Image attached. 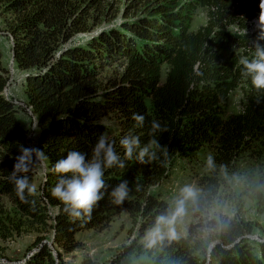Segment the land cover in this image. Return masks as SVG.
Wrapping results in <instances>:
<instances>
[{"label":"trees","instance_id":"trees-1","mask_svg":"<svg viewBox=\"0 0 264 264\" xmlns=\"http://www.w3.org/2000/svg\"><path fill=\"white\" fill-rule=\"evenodd\" d=\"M259 2L135 0V11L127 12L118 26L77 43L75 39L91 34L93 22L104 14L100 0H0L4 22L0 35L12 39V61L25 75V106L38 120L35 147L47 156L35 194L21 202L9 177L20 145L30 147V141L14 100L4 94L9 71L0 62V198L18 216L11 220V230L0 221V231L6 238L13 230L17 235L51 233L56 247L53 254L37 238L35 252L20 264H62V253L82 249L77 234L105 230L122 210L141 221L143 231L151 229L170 206L150 188L167 177L176 160L190 161L208 151L210 176L198 182L203 197L194 201L192 210L199 219L220 188L217 173L229 171L255 144L264 154V91L253 88L239 64L241 57H251L255 34L230 29H250L259 15ZM201 9L206 22L193 32L191 24ZM238 90L245 95L238 111L228 114ZM133 113L145 117L142 127L135 126ZM152 121L167 131L152 134ZM129 134L139 136L142 146L157 140L166 153L157 150L158 159L149 163L134 159L124 169L106 170L107 191L90 217H68L51 194L59 179L50 171L52 165L70 151L90 158L101 135L123 156L120 140ZM34 165L28 173L30 182ZM123 180L129 195L116 205L110 192ZM257 182L251 188L253 198L264 200V174ZM206 228L200 221L185 237L151 248L145 243L125 247L118 256L125 264H131L136 254L155 264H264V242L247 238L246 225L225 219L213 226L211 234Z\"/></svg>","mask_w":264,"mask_h":264},{"label":"rangeland","instance_id":"rangeland-1","mask_svg":"<svg viewBox=\"0 0 264 264\" xmlns=\"http://www.w3.org/2000/svg\"><path fill=\"white\" fill-rule=\"evenodd\" d=\"M100 2L104 7V14L97 16L99 17L98 20L93 22L91 34L79 36L75 39V42L83 43L89 35H97L108 27L118 26L124 20L127 12L132 14L135 11V6H132L135 0H100ZM136 3L138 4V1ZM138 8L140 9L139 6ZM256 19L248 26L250 27L249 32L256 30L254 23ZM205 22L206 12L202 9L198 10L190 30L196 31ZM3 28L4 22L0 15V30ZM0 52V62L9 71L8 96L17 103V118L28 131V137L31 138L29 140L30 147H35L38 130H31L34 125V117L27 112V108L20 105H25L26 100L23 94L25 75L13 63L10 38L3 33L0 35ZM242 95L245 94L241 91L233 94L227 109L228 114L236 109L238 111ZM262 150L263 148L260 145H253L251 152L242 158H238L236 164L229 171L217 173L221 184L220 188L199 219L193 217L192 210L194 201L203 197L198 182L203 177L210 176L211 163L208 162V151L199 153L198 157L190 161L176 160L169 167L167 177L150 190L158 194L170 206V211L174 208V201L179 197L182 189L190 187L196 193L195 199L187 203V215L182 222H178L176 225L178 237H185L189 229L200 221L207 226L205 231L211 234L213 226L217 222L226 219L235 220L246 225L250 230L247 238L251 241L264 242V200L256 201L251 192V188L258 185L259 175L264 174V154ZM43 177L44 163L43 161H37L34 165L30 183L36 188ZM53 212V210H50V214L53 215ZM17 218L18 216L9 202L5 198H0V221L11 230V220ZM140 222L137 218L133 219L129 216L127 211H120L112 217L109 226L105 230H87L77 234L75 238L81 242L82 249L70 254L62 253L61 263L81 264L82 261L89 260L93 264H125V258L118 256L123 253L124 248L145 243L144 237L148 230L143 231ZM11 232V236L6 238L0 231V264H20L25 257L35 252L33 243L37 238L43 239L41 244H45L53 254L56 252L51 233L26 232L17 235L14 230ZM56 259H58L57 256ZM130 262L131 264H155L153 259L139 254L132 255Z\"/></svg>","mask_w":264,"mask_h":264},{"label":"clouds","instance_id":"clouds-1","mask_svg":"<svg viewBox=\"0 0 264 264\" xmlns=\"http://www.w3.org/2000/svg\"><path fill=\"white\" fill-rule=\"evenodd\" d=\"M259 9L258 18L254 21L257 36L250 46L253 49L252 55L250 58L241 57L239 64L242 65L241 75L245 79H250L253 88L264 91V43H261L264 41V0H260ZM246 32L245 29V34ZM132 119L136 122V127H142L145 117L133 113ZM31 130H38V120ZM157 131L164 132L167 129L162 128L159 122L152 121V134ZM120 146L123 149V156L117 152L114 142H109L101 135L92 148L90 158L86 153L70 151L66 158L59 159L52 165L50 171L58 175L59 179L51 194L63 204V212L68 217L72 219L90 217L93 206L104 198L107 191L108 185L104 179L106 170L124 169L127 166L126 162L134 159L141 164L149 163L158 159L157 150L166 153V148L157 140L152 139L142 146L140 137L133 134L124 136L120 140ZM19 151L9 179L14 184V191L20 201L27 202V196H32L36 192L35 186L30 184L28 173L37 161H47V156L37 147L20 145ZM208 162H212L211 155L208 156ZM129 191L127 180L121 181L110 192L112 203L122 204ZM195 196L192 188L182 189L174 201V208L169 213L158 216L153 227L145 234L146 247L151 248L165 240L178 239L176 225L187 215V203L194 200Z\"/></svg>","mask_w":264,"mask_h":264},{"label":"built area","instance_id":"built-area-1","mask_svg":"<svg viewBox=\"0 0 264 264\" xmlns=\"http://www.w3.org/2000/svg\"><path fill=\"white\" fill-rule=\"evenodd\" d=\"M245 33V32H244ZM261 43H264V41H262ZM12 44V39L10 38V45ZM251 44H252V41H251V43H250V46H251ZM249 46V48H251ZM251 50L253 51V49L251 48ZM12 65H11V72H12ZM9 84V83H8ZM8 88H9V85H7V87H6V89H5V91H4V94H5V96H7L8 98H11V97H9L8 96ZM15 103V105L17 104L16 102H14ZM21 106H23L24 108H27V112L31 115V116H33L32 115V113H31V108L30 107H27V106H25L24 104H20ZM34 117V116H33ZM34 124L36 123V120H35V117H34ZM28 140H31V138L30 137H28ZM29 146H30V143H29Z\"/></svg>","mask_w":264,"mask_h":264},{"label":"crops","instance_id":"crops-1","mask_svg":"<svg viewBox=\"0 0 264 264\" xmlns=\"http://www.w3.org/2000/svg\"><path fill=\"white\" fill-rule=\"evenodd\" d=\"M23 94H24V92H23ZM25 96V95H24Z\"/></svg>","mask_w":264,"mask_h":264},{"label":"water","instance_id":"water-1","mask_svg":"<svg viewBox=\"0 0 264 264\" xmlns=\"http://www.w3.org/2000/svg\"><path fill=\"white\" fill-rule=\"evenodd\" d=\"M8 85H9V84H8ZM212 246H213V245H212ZM212 246H211V247H212Z\"/></svg>","mask_w":264,"mask_h":264}]
</instances>
